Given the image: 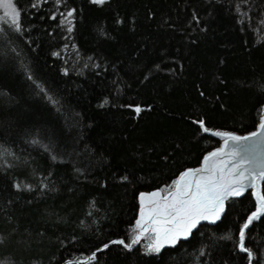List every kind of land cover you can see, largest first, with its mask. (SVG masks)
Returning a JSON list of instances; mask_svg holds the SVG:
<instances>
[{
	"label": "trees",
	"instance_id": "1",
	"mask_svg": "<svg viewBox=\"0 0 264 264\" xmlns=\"http://www.w3.org/2000/svg\"><path fill=\"white\" fill-rule=\"evenodd\" d=\"M14 3L22 30L0 25V264H264V215L251 257L238 247L250 190L185 240L131 243L138 195L219 145L199 123L255 129L264 0Z\"/></svg>",
	"mask_w": 264,
	"mask_h": 264
},
{
	"label": "snow or ice",
	"instance_id": "2",
	"mask_svg": "<svg viewBox=\"0 0 264 264\" xmlns=\"http://www.w3.org/2000/svg\"><path fill=\"white\" fill-rule=\"evenodd\" d=\"M95 2L103 3L104 0H95ZM0 9L3 10V15H0V23L10 25L15 31H21L20 10L14 0H0ZM67 15L71 16V12ZM136 111L139 112L140 108L137 107ZM258 127V132H253L245 137L215 132L214 135H223L226 138L225 146L228 141L234 142L232 150L226 153L233 158L231 167H227L228 161L217 160L218 157L225 155L223 149H217L205 156L203 168L189 169L182 173L173 183L174 191H169L163 197H161L163 189L151 193L148 199L153 206L147 213L144 209L141 210L140 218L135 225V229H138L139 232L134 235L131 243H138L142 236L150 232L153 242L149 245V250L158 252L165 243L174 244L180 236L186 238L200 220L219 219L220 213L223 211V201L227 197L241 195L248 186L256 187L255 181L264 179V166H260L258 172L255 170V161L248 155L254 152L255 148L250 146L242 148L241 142L257 137L264 140V120ZM203 131L208 132L209 129L203 127ZM202 173H206V175H202ZM143 199L142 194L141 200L143 201ZM257 199L256 210L247 217L238 233V247L241 251L248 253L250 257L251 251L245 247L246 231L254 220L260 219L264 215V195L257 194ZM113 243L124 242L114 241ZM94 256L95 254L90 259H93Z\"/></svg>",
	"mask_w": 264,
	"mask_h": 264
},
{
	"label": "water",
	"instance_id": "3",
	"mask_svg": "<svg viewBox=\"0 0 264 264\" xmlns=\"http://www.w3.org/2000/svg\"><path fill=\"white\" fill-rule=\"evenodd\" d=\"M262 120H264V105H263V108H262V110H261V114H260V117H259V121H258V123H257V125H256V127H255V129H253V130H251V131H249V132H246V133H236V132H232V131L217 130V129H209V128H208V129H209L208 132H204V131H203V127H205V126H204L203 124L199 123V125H200V127H201V129H202V132L205 133V134H207V135H209V136H212V137L218 139V140H219V145H218L217 147L211 149L210 151H208V152L202 157L200 163H199L197 166H195V167H191V168H187V169L183 170V171L177 176L176 180H177V179L181 176V174L184 173L186 170H189V169L196 170V169H201V168H203V167H204V158H205V156L208 155L209 153L213 152V151H216L217 149H223V150H224V153H225V155H222V156L218 157L217 160H220V161H228L227 167H231V165H232V163H233V158L230 157V156H228V155H226V153H228V152H230V151L232 150V148L234 147V142H233V141H228L227 146H225V139H226V138H225L223 135H221V136H216V135H214V133H215V132L229 133V134H232V135H235V136H239V137L249 136L251 133H253V132H258V131H259V127H258V125L261 123ZM246 146H250V147H254V148H255V151L249 153L248 155H249V157H250L251 159H253V160L255 161L254 167H255V170L258 172V171L260 170V166H264V140H261L260 138L257 137V138H253L252 140L242 141V142H241V147L244 148V147H246ZM242 154H244V153H242ZM202 175H206V173H202ZM176 180H175V181H176ZM263 181H264V179H258V180H256V181H255L256 187H250V186H248V187H246V188L242 191V194H241V195H243V194H244L246 191H248V190L251 191V193H252V195H253V197H254L255 203H256L255 210H256L257 205H258L257 194L262 195V193H261V185H262V182H263ZM246 184H247V182H246ZM174 190H175V188H174V186H173L171 189H169V190H168L167 192H165L163 195L161 194V197L166 196V195L168 194L169 191H174ZM153 192H157V189H156V190H152V191H150V192H141V193L138 195L139 209H140V202H142V200H141V196H142V194H143V196H144L143 201H144V200L146 201V204L144 205V208H145L146 212H147V211L153 206L152 203H151V202L149 201V199H148V196H149L151 193H153ZM241 195H239V196H229V197H227V198L223 201V211L220 213V218H221V216H222L223 213H224V210H225V203H226V201H227L229 198L240 197ZM155 199L159 200L160 198H155ZM255 210H254V211H255ZM139 211H140V210H139ZM254 211H253V212H254ZM250 215H251V214H250ZM220 218H219V219L200 220L199 223L196 225V227L193 228V229L191 230V233H192L195 229H197V227H198L199 225H202V224H210V225H213V224L217 223V222L220 220ZM246 220H247V219H246ZM257 220H258V219H257ZM257 220H254V221L252 222V224H253L254 222H256ZM245 222H246V221H245ZM245 222H244V223H245ZM252 224H251V225H252ZM251 225H250V226H251ZM250 226H249V227H250ZM191 233H190V234H191ZM137 234H138V233H137ZM146 234H147V233H146ZM190 234H188L186 238H185L184 236H180V238H179L177 241H182V240L187 239V238L189 237ZM144 236H145V235H144ZM142 237H143V236H142ZM177 241H176V242H177ZM136 244H137V243H136ZM136 244H134L133 247H135ZM95 252H96V251H94L93 253H95ZM91 255H92V254H91ZM91 255H90V256H91ZM90 256H89V257H90Z\"/></svg>",
	"mask_w": 264,
	"mask_h": 264
},
{
	"label": "rangeland",
	"instance_id": "4",
	"mask_svg": "<svg viewBox=\"0 0 264 264\" xmlns=\"http://www.w3.org/2000/svg\"><path fill=\"white\" fill-rule=\"evenodd\" d=\"M93 1H95V0H93ZM105 1V0H104ZM0 15H3V10L2 9H0ZM2 23H0V25H1ZM9 158H11V155H10V153H7L4 149H2V148H0V166H2V165H5L6 164V162H8V159ZM157 191H161V189H157ZM168 191V190H167ZM166 191V192H167ZM165 192L164 191H161V194L163 195ZM146 204V201L144 200V201H142V202H140V211L138 212V219L140 218V213H141V210L142 209H144L145 210V208H144V205ZM145 212H146V210H145ZM147 213V212H146ZM137 219V220H138ZM139 241H143V245H144V247H146V248H148L149 249V245L150 244H152V242H153V236H152V233H147V234H145V236H143V237H141L140 238V240ZM166 245H173V244H171V243H165L164 244V246H166ZM162 248V247H161ZM160 248V249H161Z\"/></svg>",
	"mask_w": 264,
	"mask_h": 264
}]
</instances>
